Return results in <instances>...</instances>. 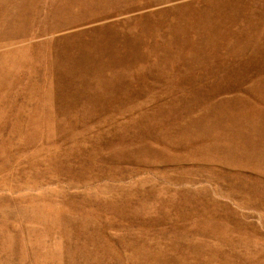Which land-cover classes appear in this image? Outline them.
<instances>
[{
  "label": "rangeland",
  "instance_id": "obj_1",
  "mask_svg": "<svg viewBox=\"0 0 264 264\" xmlns=\"http://www.w3.org/2000/svg\"><path fill=\"white\" fill-rule=\"evenodd\" d=\"M0 1V11L22 16L5 32L0 13V264H264V175L213 155L227 143L209 112L222 101L264 99L254 89L264 70L235 89L224 80L231 70L243 79V59L264 57V0H87L84 9ZM233 39L249 44L239 62L226 53Z\"/></svg>",
  "mask_w": 264,
  "mask_h": 264
},
{
  "label": "bare ground",
  "instance_id": "obj_2",
  "mask_svg": "<svg viewBox=\"0 0 264 264\" xmlns=\"http://www.w3.org/2000/svg\"><path fill=\"white\" fill-rule=\"evenodd\" d=\"M4 1V0H3ZM59 1V0H58ZM91 1V0H90ZM95 1V0H94ZM98 1H100V0H98ZM105 1V0H104ZM112 1V0H111ZM114 1H116V0H114ZM114 1H112L113 3H114ZM20 2V1H19ZM24 2V1H23ZM22 2V3H23ZM27 2V1H26ZM29 2V1H28ZM93 2V1H92ZM107 2H108V0H107ZM236 2H238L237 0H236ZM0 3H2L1 1H0ZM6 3V2H5ZM62 3V2H61ZM88 1L87 0H67V3H63L64 4V8H66V7H70V6H72V5H76V6H78V7H80L79 9H84V7H86V8H89L90 6L88 5ZM93 3H95V2H93ZM102 3V2H101ZM104 3V2H103ZM112 3V4H113ZM240 3H242V2H240ZM20 4V3H19ZM18 4V5H19ZM31 4V3H30ZM59 4V3H58ZM58 4H57V6H58ZM92 4V3H91ZM90 4V5H91ZM97 4V3H96ZM99 4V3H98ZM243 4H244V2H243ZM243 4H241L242 6H244ZM2 5V4H1ZM4 5V4H3ZM9 4H6V6H8ZM24 6L26 5V3L25 4H23ZM28 5V4H27ZM55 6H56V4H54ZM116 5V4H115ZM236 5H238V4H236ZM247 5V4H246ZM5 6V5H4ZM6 6L4 7V8H6ZM10 6V5H9ZM23 6V7H24ZM31 6V5H30ZM29 6V7H30ZM60 6V5H59ZM93 5H91V7H92ZM99 6V5H98ZM105 6V5H104ZM109 6V5H108ZM108 6H105V7H108ZM113 6V5H112ZM238 6H240V5H238ZM253 6V5H252ZM2 7V6H1ZM28 7V8H29ZM111 7V6H110ZM249 7V6H248ZM254 7V6H253ZM8 8V7H7ZM18 8H20L19 6H18ZM53 8H54V6H53ZM56 8V7H55ZM63 8V7H62ZM63 8V9H64ZM95 8V7H94ZM99 8V7H98ZM101 8V7H100ZM239 8V7H238ZM244 8H245V6H244ZM2 9V8H1ZM26 9V8H25ZM67 9V8H66ZM76 9H77V7H76ZM101 9H103V8H101ZM180 9V8H179ZM178 9V10H179ZM230 9V8H229ZM228 9V10H229ZM236 9V8H235ZM251 9V8H250ZM250 9H247V10H249L250 11ZM253 9V8H252ZM254 9H256V8H254ZM19 10H21V9H19ZM55 10V9H54ZM60 10V9H59ZM78 10V9H77ZM205 10V9H204ZM246 10V11H247ZM7 11V10H6ZM14 11V10H13ZM61 11V10H60ZM57 12L56 13V11H55V13H56V15L58 16V17H60L59 15L62 13V12ZM87 11H89V10H87ZM245 11V10H244ZM245 11V12H246ZM10 12H12V11H10ZM25 12V11H24ZM23 12V13H24ZM73 12V11H72ZM77 13H79V11H76ZM75 12V13H76ZM81 12H82V14H83V12H86V11H83V10H81ZM91 12H93V11H91ZM201 12H203V11H201ZM0 13H1V15H3L2 13H6V12H4V11H0ZM64 13V12H63ZM66 13H69V14H71V15H74L73 13H71V11H69L68 12V10L66 11ZM185 13H187V12H185ZM189 13V12H188ZM193 13V12H192ZM200 12H198V14H199ZM214 12H212V14H213ZM228 12H226V14H227ZM229 13H231V12H229ZM21 14V13H20ZM20 14L18 13V11H16V13H6V17H7V21L3 24V27L5 28V32H6V29L7 28H9L10 29V27L12 26V24L14 23V22H20V20L21 19H19L20 17H22V16H20ZM86 14V13H85ZM101 14H104V13H101ZM184 14V13H183ZM193 14H195V13H193ZM192 14V15H193ZM211 14V15H212ZM241 14H243V13H241ZM250 14H252V13H250ZM23 15V14H22ZM52 15H54V14H52ZM68 15V14H67ZM79 15V14H78ZM77 15V16H78ZM188 15V14H187ZM190 15V14H189ZM200 15V14H199ZM204 15H205V13H204ZM217 16L218 15H220V14H216ZM231 15H232V13H231ZM234 15V14H233ZM235 15H237V14H235ZM253 15V14H252ZM56 16V17H57ZM81 16V15H80ZM78 17V18H81V17ZM83 16V15H82ZM202 16V15H201ZM209 16H210V14H209ZM242 16V15H241ZM69 17V16H68ZM72 17H74V16H72ZM72 17L70 18V20H72ZM191 17V16H190ZM198 17V16H197ZM208 17V16H207ZM212 17V16H211ZM234 17V16H233ZM232 17V18H233ZM243 17H244V14H243ZM250 18H251V16H249ZM76 18V17H75ZM74 18V19H75ZM195 18V17H194ZM193 18V19H194ZM203 18V17H202ZM202 18L199 20V21H201L202 20ZM204 18H206V17H204ZM203 18V19H204ZM220 18H221V20L223 19V17H221L220 16ZM226 18V17H225ZM231 18V17H230ZM235 18V17H234ZM254 18V17H253ZM52 19H53V16H52ZM60 19H62V18H60ZM63 19H64V17H63ZM62 19V20H63ZM198 19V18H197ZM196 19V20H197ZM240 19V18H239ZM243 19V18H242ZM261 19V18H260ZM4 20H6V19H4ZM26 20V19H25ZM58 20V19H57ZM69 20V19H68ZM68 20H66V23H68L67 21ZM76 20L78 21V19L76 18ZM216 20V19H215ZM224 20V19H223ZM234 20V19H233ZM233 20H231V21H233ZM247 20V19H246ZM245 20V21H246ZM261 20H263V19H261ZM3 21V20H2ZM64 21V20H63ZM73 21V20H72ZM75 21V20H74ZM73 21V22H74ZM187 21H191V20H187ZM212 21V20H211ZM226 21H228V20H226ZM250 21V20H249ZM248 21V22H249ZM259 21V20H258ZM258 21H256L255 20V22L257 23ZM4 22V21H3ZM72 22V23H73ZM198 22V21H197ZM203 22H204V20H203ZM210 22V21H209ZM247 22V23H248ZM251 22V21H250ZM255 22H253V23H255ZM262 22V21H261ZM59 23V22H58ZM71 23V24H72ZM194 23V22H193ZM206 23V22H205ZM225 23H227V22H225ZM232 23H234V22H232ZM243 22H241V23H238V24H242ZM19 24H21V22L19 23ZM19 24H18V26H19ZM23 24H25V21H24V23H22V25ZM60 24V23H59ZM69 24V23H68ZM70 24V25H71ZM187 24H188V22H187ZM195 24V23H194ZM193 24V25H194ZM235 24V23H234ZM245 24V23H244ZM243 24V25H244ZM251 24V23H250ZM258 24V23H257ZM256 24V25H257ZM16 25V23L12 26V27H14ZM201 25H203V24H201ZM205 25H208V24H205ZM211 25V24H210ZM226 25V24H225ZM248 25H249V23H248ZM21 26V25H20ZM19 26V27H20ZM64 26H65V23H64ZM67 26V25H66ZM175 26V25H174ZM187 26V25H186ZM186 26H184V27H182V28H185ZM231 26V25H230ZM255 26V25H254ZM1 27V26H0ZM11 27V28H12ZM60 27V26H59ZM143 27H145V26H143ZM147 27V26H146ZM149 27V26H148ZM176 27V26H175ZM201 26H199V28H200ZM209 27V26H208ZM247 27V26H246ZM245 26H244V28H246ZM111 28V27H110ZM178 28V27H177ZM177 28H175V29H177ZM181 28V27H180ZM198 28V29H199ZM203 29H204V27H202ZM207 28V27H206ZM252 28V27H251ZM250 27L248 28V29H251ZM256 28V27H255ZM21 29V28H20ZM146 29V28H145ZM144 29V30H145ZM150 29V28H149ZM186 29H187V27H186ZM4 30V29H3ZM8 30V29H7ZM105 30H107V29H105ZM148 30V29H147ZM178 30V29H177ZM182 29H180V31H181ZM185 29H183L182 31H184ZM193 30V29H192ZM208 30V29H207ZM1 31V30H0ZM14 31V30H13ZM107 31H109V30H107ZM181 31V32H182ZM199 31V30H198ZM197 31V32H198ZM202 31H204L205 32V30H202ZM211 31V30H210ZM254 31V30H253ZM12 32V31H11ZM11 32H10V34L9 33H7V34H9V35H11ZM19 32H23V30L21 29V31L19 30ZM186 32V31H185ZM224 32V31H223ZM235 32V31H234ZM240 32H242V31H240ZM244 32V31H243ZM246 33H248V31H245ZM2 33H4V32H2ZM14 33H16V32H14ZM18 33V32H17ZM184 32H182V34H183ZM205 33H208V31H206ZM210 33V32H209ZM258 33H260V32H258ZM20 34V33H19ZM22 34V33H21ZM199 34V33H198ZM214 33H211V35H213ZM244 34V33H243ZM257 34V33H256ZM3 35H5V34H3ZM24 35V34H23ZM202 35H205V34H202ZM227 37H231V40H232V37L234 38L235 37V34L233 33V32H231V31H229L228 33H227ZM1 36V35H0ZM5 36H7V35H5ZM12 36V35H11ZM10 36V37H11ZM16 36V35H15ZM19 36V35H18ZM114 36V35H113ZM206 36H208V34L206 35ZM205 36V37H206ZM214 36V35H213ZM216 36V35H215ZM223 36H225V35H223ZM237 36V35H236ZM239 36H240V34H239ZM244 36H246L245 34H244ZM249 36H251V35H249ZM12 37H14V36H12ZM117 37V36H116ZM197 37V36H196ZM259 37V36H258ZM258 37H256V39L257 40H259L258 39ZM261 37V36H260ZM16 38V37H15ZM119 38V37H118ZM117 38V39H118ZM124 38H126L127 39V37H124ZM129 38V37H128ZM209 38V37H208ZM221 38V37H220ZM240 38H242V36L240 37ZM245 38V37H244ZM252 38H255V37H252ZM262 38V37H261ZM3 39V41L6 39L7 40V38H5L4 39V37L2 38ZM13 39V38H12ZM11 39V40H12ZM106 39V38H105ZM126 39H121V40H126ZM185 39V38H184ZM197 39H199V36H198V38ZM203 39H206V38H203ZM209 39H212V40H214V38H209ZM224 39V38H223ZM248 39V38H247ZM264 39V38H263ZM104 40V39H103ZM208 40V39H207ZM216 40H218L217 39V37H216ZM226 39H224V41H225ZM231 40H230V44H232L231 43ZM234 40V39H233ZM262 40V39H261ZM93 41V40H92ZM94 41H96V40H94ZM129 41H130V39H129ZM195 41V40H194ZM208 41H210V40H208ZM220 41V40H219ZM228 41V40H227ZM237 41V40H236ZM242 41V40H241ZM245 41V40H244ZM74 42H76V41H74ZM84 42H86V41H84ZM91 42V41H90ZM102 42V41H101ZM122 42V41H121ZM126 42V41H125ZM145 42V41H144ZM187 42V41H186ZM186 42H183V44H185ZM196 42V41H195ZM204 43H206L205 41H203ZM249 42V41H248ZM257 42V41H256ZM260 42V41H259ZM258 42V43H259ZM88 43V42H87ZM86 43V44H87ZM92 43V42H91ZM117 43V42H116ZM128 43V42H127ZM130 43H131V41H130ZM135 43V45H136V42H134ZM133 43V44H134ZM148 43V42H147ZM150 43V42H149ZM147 44V45H150V44ZM153 43H155V42H153ZM172 43H175V42H172ZM171 42L169 43L170 45L172 44ZM176 43H177V41H176ZM178 43H180V42H178ZM188 43V42H187ZM192 43H194L193 41H192ZM204 43H203V45H204ZM209 44H212L211 42H208ZM216 43V42H215ZM225 43H227V42H225ZM234 43H235V40H234ZM233 43V44H234ZM257 43V44H258ZM261 43V42H260ZM76 44V43H75ZM106 44V43H105ZM111 44V43H110ZM168 44V45H169ZM182 44V43H181ZM221 44V43H220ZM223 45H224V42L222 43ZM228 44V43H227ZM253 46H254V44L253 43H251ZM256 43H255V45H257ZM81 45V44H80ZM94 45V44H93ZM97 45V44H96ZM103 45V44H102ZM119 45V44H118ZM174 45V44H173ZM172 45V46H173ZM176 45V44H175ZM178 45V44H177ZM186 45H188V44H186ZM185 45V46H186ZM189 45H190V43H189ZM206 45V44H205ZM217 45V44H216ZM216 45H213V48L214 49H218V51H214L217 55H223V53L222 52H220V47H218V46H216ZM247 45H249V44H247V42L246 43H244V42H242V43H235V47L234 46H229V44H228V49H227V51H226V53L228 52L230 55H231V58L233 57L234 59H232L233 61H236L235 59H243L242 57L243 56H246L247 54H246V52H248V53H250L249 51H246V49H247ZM77 46V45H76ZM86 46H88V44L86 45ZM99 46V45H98ZM152 46H154V45H152ZM151 46V47H152ZM167 46V45H166ZM181 46V45H180ZM195 46V45H194ZM211 46V45H210ZM91 47V46H90ZM89 46H88V48H90ZM108 47V46H107ZM116 47V46H115ZM149 47V46H148ZM157 47V46H156ZM189 47V46H188ZM226 47V46H225ZM73 48V47H72ZM76 48V47H75ZM81 48V47H80ZM86 48V47H85ZM93 48V47H92ZM111 48H113V47H111ZM173 48V47H172ZM183 48V47H182ZM193 48V47H192ZM197 48H199L198 46H197ZM264 48V47H263ZM78 50H79V48H77ZM100 50H101V48H99ZM99 49H97V50H99ZM114 49V48H113ZM167 49V48H166ZM175 49V48H174ZM177 49V48H176ZM179 49L181 50V47H179ZM249 49V48H248ZM253 49V48H252ZM251 49V50H252ZM262 48H260V50H261ZM111 50V49H110ZM124 50H127V49H124ZM168 50V49H167ZM172 50V49H171ZM178 50V49H177ZM183 50V49H182ZM200 50V49H199ZM203 50H206L207 51V48H205V49H203ZM257 50H258V48H257ZM76 52H77V50H75ZM89 52V50H85V52ZM102 51V50H101ZM108 51H109V49H108ZM132 51H134V50H132ZM143 51V50H142ZM164 51V50H163ZM173 51V50H172ZM190 51H192V50H190ZM91 52V51H90ZM113 52H115V50L113 51ZM118 52V51H117ZM121 52H123V51H121ZM131 52V51H130ZM164 52H166V51H164ZM188 52V51H187ZM213 52V51H212ZM253 52H255V51H253ZM253 52H252V55H253ZM260 52H262V51H260ZM92 53H94V51H92ZM95 53H99L100 54V51L99 52H95ZM109 53V52H108ZM132 53V52H131ZM137 53V52H136ZM170 53V52H169ZM176 53H178V52H176ZM181 53V52H180ZM191 53V52H190ZM201 53H203V54H205L204 52H200V54ZM209 53H211L210 51H209ZM88 54H90V53H88ZM113 54V53H112ZM145 54V53H144ZM174 54V53H173ZM182 54V53H181ZM189 54V53H188ZM229 54L228 55H226V56H229ZM256 54V53H255ZM258 54V53H257ZM257 54H256V56H257ZM97 55V54H96ZM116 55L117 56H119L117 53H116ZM115 55V56H116ZM137 55V54H136ZM178 55V54H177ZM191 55V54H190ZM209 55V54H208ZM94 56V55H93ZM108 56H109V54H108ZM175 56H176V54H175ZM174 56V57H175ZM200 56H202L201 58H203V56L205 57V55H200ZM90 57H92V56H90ZM96 57V56H95ZM95 57H93V58H95ZM100 57V56H99ZM120 57V56H119ZM122 57V56H121ZM140 57V56H139ZM176 57H178V56H176ZM214 57H216V56H214ZM221 57V56H220ZM250 57H252V56H250ZM56 58V57H55ZM85 58V57H84ZM101 58V57H100ZM114 58H116V57H114ZM262 58V59H261ZM131 57H130V61H131ZM189 59H191V58H189ZM206 59V58H205ZM216 59V58H215ZM56 60V59H55ZM58 60V59H57ZM94 60V59H93ZM99 60V59H98ZM105 60H107L108 61V59L106 58ZM171 60V59H170ZM170 60H168V61H170ZM179 60V59H178ZM210 60V59H209ZM244 61H245V64H246V62H248L247 63V65H245V66H242V69L244 68L246 71L244 72L243 71V73H241V74H243V76L245 77H243V79H241L242 77L240 76V77H237L236 75H237V70L235 71L236 72V74H234L233 72H231L230 70V72L231 73H233V75L229 72L228 74V78L227 79H224V80H228V88H229V90H231V88H233V89H235V88H237V86H239V85H241V84H243V83H245L246 81H248V79H252V77L250 76L251 74H249V73H253V72H255V73H260V71H262V70H264V57H262V55L261 56H259V57H256L254 60H248V59H243ZM51 61V60H50ZM104 61V60H103ZM107 61H104V63H107ZM122 61V60H121ZM156 61V60H155ZM167 61V62H168ZM199 61V60H198ZM205 61H207V59L205 60ZM218 61V60H217ZM232 61V62H233ZM64 62V61H63ZM90 62V61H89ZM88 62V63H89ZM109 62V61H108ZM115 61H113V62H111V63H114ZM166 62V63H167ZM180 62V61H179ZM190 62V61H189ZM193 62V61H192ZM192 62H190V63H192ZM208 62V61H207ZM216 62V61H215ZM222 62V61H221ZM236 62H239V61H236ZM101 63H102V61H101ZM104 63L102 64L104 67H105V65H104ZM115 63H117V62H115ZM141 63V62H140ZM149 63V62H148ZM156 63V62H155ZM169 63H171V62H168L167 64H169ZM175 63H176V61H175ZM174 62L172 63V65H173V67H175L174 66V64H175ZM199 63V62H198ZM217 64H219L218 62H216ZM227 63V62H226ZM124 64V63H123ZM147 64V63H146ZM177 64V63H176ZM201 64H203V63H201ZM216 64V65H217ZM223 64H224V61H223ZM233 64V63H232ZM231 64V65H232ZM50 65H52V64H50ZM93 66H94V64H92ZM99 65V64H98ZM155 65V64H154ZM179 65V64H178ZM181 65V64H180ZM204 65V64H203ZM215 65V66H216ZM222 65V64H221ZM221 65H219V66H221ZM228 65H230V64H228ZM230 65V66H231ZM59 66V65H58ZM71 66V65H70ZM91 66V65H90ZM97 66V65H96ZM108 66H109V64H108ZM110 66H112V65H110ZM115 66V65H114ZM121 66V65H120ZM141 66V65H140ZM149 66V65H148ZM169 66V65H168ZM189 66V65H188ZM212 66V65H211ZM218 66V65H217ZM234 66V65H233ZM232 66V67H233ZM57 67V66H56ZM104 67H100V68H104ZM143 67V66H142ZM167 67V66H166ZM166 67L164 68V70L166 69ZM170 67V66H169ZM207 67V66H206ZM237 67H239V66H237ZM51 68L53 69V67L51 66ZM70 68V67H69ZM100 68H98V70L100 69ZM114 68H116V67H114ZM113 68V69H114ZM144 68V67H143ZM150 68H152V67H150ZM189 68V67H188ZM196 68V67H195ZM198 68H200V67H198ZM197 68V69H198ZM209 68V67H208ZM208 68H206V70L208 69ZM227 68H228V66H227ZM63 69V68H62ZM68 69V68H67ZM71 69V68H70ZM70 69H69V71H70ZM73 69V68H72ZM78 69V68H77ZM113 69H111V70H113ZM123 69V68H122ZM125 69V68H124ZM161 69V68H160ZM170 69V68H169ZM202 69V68H201ZM205 69V68H204ZM213 69H214V67H213ZM215 69H216V67H215ZM219 69H221V67L220 68H217L216 70L217 71H219V72H222L221 74L222 75H224L223 74V71H221V70H219ZM223 69V68H222ZM224 69H225V67H224ZM236 69V68H235ZM243 69V70H244ZM107 70H109V68H107ZM126 70V69H125ZM145 70V69H144ZM162 70V69H161ZM163 70V71H164ZM228 70V69H227ZM92 71V70H91ZM100 71V70H99ZM169 71H172V70H169ZM175 71V70H174ZM187 70L185 69V72H186ZM209 71V70H208ZM213 71V70H212ZM216 71V72H217ZM239 71V70H238ZM73 72V71H72ZM87 72V71H86ZM94 72H96V70L94 71ZM105 72V71H104ZM123 72V71H122ZM177 72V71H176ZM193 72V71H192ZM195 72V71H194ZM196 72H198L197 70H196ZM92 73V72H91ZM112 73V72H111ZM114 73V72H113ZM174 72L172 71V74H173ZM188 73H191L190 71L188 72ZM199 73V72H198ZM197 73V74H198ZM206 73V72H205ZM210 73H211V70H210ZM218 73V72H217ZM216 73V74H217ZM227 73V72H226ZM93 74V73H92ZM95 74V73H94ZM97 75H98V73H96ZM101 74H103L102 72H101ZM119 74V73H118ZM162 74V73H161ZM164 74V77H165V73H163ZM169 74H171V73H169ZM168 74V75H169ZM178 74H180V73H178ZM178 74H177V76H178ZM192 74V73H191ZM200 74H202V73H200ZM199 74V75H200ZM207 74V73H206ZM209 74V73H208ZM215 73H213V75H214ZM74 75V74H73ZM130 75V74H129ZM181 75V74H180ZM212 75V76H213ZM226 75V74H225ZM239 75V74H238ZM10 76V75H9ZM118 76V75H117ZM126 76H128V75H126ZM136 76V75H135ZM134 76V77H135ZM188 76H189V74H188ZM73 77V76H72ZM81 77H83V75H81ZM94 77V76H93ZM99 77V76H98ZM102 77V76H101ZM172 77V76H171ZM180 77V76H179ZM190 77V76H189ZM193 78H195L194 76H192ZM202 77V76H201ZM205 77V76H204ZM220 77V76H219ZM227 76H225V78H226ZM74 78V77H73ZM84 78V77H83ZM82 78V79H83ZM89 78H92V77H89ZM106 78V77H105ZM122 78V77H121ZM131 78V77H130ZM168 81L170 80L169 78H167V77H165ZM193 78H189V79H193ZM200 78V77H199ZM198 78V79H199ZM207 78V77H206ZM217 78V77H216ZM222 78V77H221ZM71 79V78H70ZM69 79V80H70ZM79 79H80V77H79ZM85 79H87V78H85ZM97 79V78H96ZM117 79V78H116ZM128 79V78H127ZM139 79V78H138ZM174 79V78H173ZM182 79V78H181ZM184 79H185V77H184ZM73 80V79H72ZM95 83L97 82L95 79H92ZM100 80H103V77H102V79H100ZM106 80V79H105ZM108 80H109V78H108ZM197 80V79H196ZM212 80V79H211ZM220 80H222V79H220ZM258 80V79H257ZM256 80V81H257ZM75 81V80H74ZM80 81V80H79ZM78 81V82H79ZM84 81H86V80H84ZM111 81V80H110ZM110 81H107V83H109ZM115 81H117V80H115ZM120 81H121V79H120ZM173 82H170V83H174V80H172ZM179 81H180V78H179ZM201 81H204V80H201ZM83 82V81H82ZM102 82V81H101ZM105 82V81H104ZM112 82H113V80H112ZM111 82V83H112ZM175 82H177V81H175ZM182 82L183 83H185V81L184 80H182ZM187 82V81H186ZM190 82V81H189ZM192 82V81H191ZM195 82V81H194ZM214 83H215V80L213 81ZM68 83H69V81H68ZM92 83V82H91ZM99 83H100V81H99ZM120 83V82H119ZM193 83V82H192ZM201 83V82H200ZM200 83H197V81H196V85L197 84H200ZM205 83V82H204ZM214 83H213V87H214ZM217 83V82H216ZM219 83V82H218ZM87 84V83H86ZM103 83H101V85H102ZM117 84V83H116ZM125 83H123L122 85H124ZM182 84V83H181ZM190 84V83H189ZM67 85V84H66ZM112 85H113V83H112ZM175 85V84H174ZM179 85V84H178ZM191 85V84H190ZM75 86V85H74ZM97 86V85H96ZM116 87H117V85H115ZM114 86V87H115ZM187 86V85H186ZM198 86V85H197ZM202 86H203V83H202ZM210 86V85H209ZM216 86V85H215ZM78 87H80V86H78ZM83 87V86H82ZM122 87H124V86H122ZM127 87V86H126ZM178 87V86H177ZM250 87V86H249ZM112 88V87H111ZM142 88H144V87H142ZM179 88V87H178ZM180 88H182V87H180ZM190 88V87H189ZM200 88V91H201V89H202V87L200 86L199 87ZM110 89V88H109ZM185 90L186 89H188V88H184ZM192 89V88H191ZM191 89H189V90H191ZM194 89H195V87H194ZM204 89V88H203ZM212 89V88H211ZM218 89V88H217ZM222 89V88H221ZM254 89H257V91H259L258 93L261 95L262 94V96H264V80H263V78L262 79H259L258 81H257V84H256V86L254 87ZM254 89H252V90H254ZM83 90V89H82ZM92 90V89H91ZM98 90H100V89H98ZM105 90H107V89H105ZM121 90V89H120ZM127 90H128V88H127ZM144 90V89H143ZM184 90V91H185ZM188 90V91H189ZM205 90V89H204ZM215 90V89H214ZM84 91H86V90H84ZM93 91H95V89L93 90ZM103 91V90H102ZM125 91V90H124ZM199 91V90H198ZM199 91V93H201V95H202V91L200 92ZM206 91V90H205ZM216 91V90H215ZM218 91V90H217ZM224 91V90H223ZM246 91H247V89H246ZM256 91V90H255ZM91 92V91H90ZM100 92V91H99ZM106 92V91H105ZM126 92V91H125ZM191 92V91H190ZM189 92V93H190ZM196 90H195V94H196ZM209 92V91H208ZM210 92H211V90H210ZM209 92V93H210ZM230 92V91H229ZM237 92H238V90H237ZM241 92V91H240ZM182 93V92H181ZM192 93H193V91H192ZM193 93V94H194ZM212 93H214V92H212ZM227 93V92H226ZM236 93V92H235ZM251 93V92H250ZM183 94V93H182ZM194 94V95H195ZM204 94V93H203ZM207 94V93H206ZM205 94V95H206ZM223 94L224 93H222L220 96H222L223 97ZM230 94V93H229ZM243 94V93H242ZM185 95H187V93H185ZM205 95H203L204 97H206V98H209V97H207V96H205ZM228 95V94H227ZM245 96H246V94H244ZM125 96V95H124ZM130 96H131V94H130ZM133 96V95H132ZM180 96H181V94H180ZM188 96H189V94H188ZM187 96V97H188ZM199 96V95H198ZM202 96V97H203ZM218 96V95H217ZM232 96V95H231ZM230 96V97H231ZM233 96H235L234 94H233ZM253 96V95H252ZM179 97V96H178ZM191 97V96H190ZM194 97H197V96H194ZM212 97V96H211ZM227 97V96H226ZM181 98V97H180ZM184 98V97H183ZM193 98V97H192ZM201 97L199 96V99H200ZM214 98V97H213ZM216 98V97H215ZM224 98V97H223ZM172 99V98H171ZM187 99V98H186ZM191 98H189V100H190ZM195 99V98H194ZM251 99V98H250ZM254 99V98H253ZM176 100V99H175ZM177 100H179V99H177ZM181 100V99H180ZM179 100V101H180ZM201 100V99H200ZM121 101V100H120ZM183 101V100H182ZM188 101V100H187ZM187 101H183L184 103H186ZM191 101V100H190ZM190 101H189V103L188 104H192V102L195 104V101L193 100L191 103H190ZM204 101V100H203ZM210 101H211V99H210ZM215 101V100H214ZM214 101H212V102H214ZM217 101V100H216ZM231 101H232V99H231ZM173 102H175V105H174V108H176V106H178L177 104H176V101H173ZM178 102V101H177ZM183 102H181V104L183 103ZM197 102V101H196ZM208 102V101H207ZM217 102H219V101H217ZM223 102V101H222ZM221 102V103H222ZM229 102V101H228ZM224 103V104H221V103H219V104H221V105H217V107H213L214 108V110H210L209 109V112L210 111H213V113L212 114H214V113H217V115H215V116H213L211 113L209 114V112H207L208 114H209V116H211V117H214L212 120H215V122H217L216 124H215V129H217V130H220V133H221V135H224V137L226 138V143L227 144H224L225 146H223V147H217V146H219V144L216 146V147H211L213 150H214V152H213V155H214V153H219V154H221V156L223 155L224 156V159L225 160H223V158H221V156H220V160L221 161H226L228 164H233V165H240V166H248V167H251L253 170H255L256 172H258V173H261V175L263 176L264 175V151H261L262 149H264V106H262V105H264V99H263V101H261V102H258V103H256V102H252V101H246V100H242L241 101V99H240V101L239 100H237V99H235L233 102H232V104H230V102L229 103ZM171 103H172V100H171ZM199 103H201L202 104V102H199ZM199 103L197 104V106L199 105ZM209 103H211V102H209ZM216 103V102H215ZM8 104V103H7ZM180 104V103H179ZM180 104V105H181ZM187 104V105H188ZM205 104V103H204ZM203 104V105H204ZM214 104V103H213ZM212 104V105H213ZM262 104V105H261ZM186 105V104H185ZM209 105V104H208ZM215 105V104H214ZM230 105H232V106H230ZM169 106V105H168ZM168 106H166L167 107V109L166 110H168V111H170V109L168 108ZM171 106H172V104H171ZM183 106V105H182ZM190 106H192V107H194L193 105H190ZM189 106V107H190ZM205 106H207V103H206V105H204L203 107H205ZM179 107V106H178ZM185 107V106H184ZM199 107V108H198ZM197 107V109H200L201 107L200 106H198ZM173 107H171V109H172ZM182 108V107H181ZM207 108H208V106H207ZM209 108H211V106L209 107ZM177 109V108H176ZM179 109V108H178ZM189 110H190V108H188ZM188 109H187V111H188ZM195 109H196V107H195ZM164 110H165V108H164ZM180 110H186V109H180ZM206 110H208V109H206ZM175 111V110H174ZM177 111H179V110H177ZM193 111H195L196 112V110H193ZM199 111V110H198ZM202 111V110H201ZM190 112L191 111H189V115H190ZM178 113V112H177ZM203 113V112H202ZM205 113V112H204ZM175 113H172V115L173 116H175L174 115ZM179 114H182L181 113V111H179V113H178V115ZM185 114H186V112H185ZM200 114V113H199ZM168 115H170V114H168ZM178 115H176V116H178ZM194 115L195 114H193L192 113V116L194 117ZM202 115V114H201ZM200 115V116H201ZM204 115V114H203ZM182 117L184 116V115H181ZM188 116V115H187ZM191 116V117H192ZM196 117H197V115H195ZM208 116V115H207ZM170 117V116H169ZM168 117V118H169ZM172 117V116H171ZM180 117V116H179ZM178 117V118H179ZM189 117V116H188ZM173 118V117H172ZM177 118V119H178ZM185 118V117H184ZM187 118V117H186ZM209 118V117H208ZM179 119H181V118H179ZM190 120H191V118H189ZM189 119H188V121H186V122H188L189 123ZM194 119V118H193ZM197 119V118H196ZM199 120H201L200 118H199ZM202 120H204V119H202ZM209 120V119H208ZM171 121H172V119H171ZM174 121H175V119H174ZM197 121V120H196ZM181 122H183L184 123V121H181ZM190 122H192V121H190ZM209 122V121H208ZM212 122V121H211ZM178 123V122H177ZM180 123V122H179ZM183 123H180V125H182ZM193 123H196V122H192V124ZM200 123V122H199ZM199 123H196V124H199ZM202 123V122H201ZM210 123V122H209ZM191 124V123H190ZM195 124V126H197L198 127V125H196ZM202 124H204V122L202 123ZM211 124V123H210ZM209 125V124H208ZM183 126H185L184 124L182 125V127ZM187 126V125H186ZM190 126V125H189ZM211 127H213L212 125H210ZM181 127V126H180ZM196 127V128H197ZM200 127H202V126H200ZM199 127V128H200ZM203 127H205V126H203ZM210 127V128H211ZM185 128V127H184ZM190 128V127H189ZM188 128V129H189ZM198 128V129H199ZM212 129V128H211ZM213 129H214V127H213ZM180 130V129H179ZM190 130H192L191 128H190ZM204 130H206V129H204ZM182 131V130H181ZM186 131V130H185ZM188 131V130H187ZM193 131V130H192ZM195 131V130H194ZM193 131V132H194ZM215 131V130H214ZM183 132V131H182ZM197 132H199L198 130H197ZM196 132V133H197ZM216 132H218V131H216ZM202 133V132H201ZM207 133V132H206ZM212 133L214 134V132L212 131ZM187 134V133H186ZM211 134V133H210ZM219 134V133H218ZM217 134V135H218ZM181 135V134H180ZM184 135V134H183ZM189 135H190V133H189ZM191 135H193V134H191ZM190 135V136H191ZM216 135V136H217ZM189 136V137H190ZM195 136V135H194ZM200 136H202V135H200ZM214 136V135H213ZM216 136H214V139L215 138H217ZM211 137V136H210ZM219 137V136H218ZM186 138H187V136H186ZM196 138H197V136H196ZM203 138V137H202ZM205 138H206V136H205ZM204 138V139H205ZM220 138V137H219ZM193 139H195V138H193ZM192 139V140H193ZM213 139V138H212ZM213 139V140H214ZM195 140H197V139H195ZM206 140V139H205ZM205 140H202V142L203 141H205ZM208 140H210V138L208 139ZM213 140H211V141H213ZM222 140V139H221ZM220 140V141H221ZM186 141V140H185ZM217 141V140H216ZM188 142V141H187ZM199 142V141H198ZM223 142V141H222ZM207 143V142H206ZM212 143H214V141L212 142ZM218 143V142H217ZM219 143H221V142H219ZM194 144V143H193ZM201 144V143H200ZM200 144H198V145H200ZM203 144V143H202ZM210 144V143H209ZM211 145V144H210ZM213 145V144H212ZM215 145V144H214ZM221 145V144H220ZM197 146V145H196ZM201 147H202V145H201ZM205 147V152H206V148H210V147H208V143H207V146H203L202 148H204ZM199 148V147H198ZM198 148L196 149V150H198ZM203 150V149H202ZM201 151V150H200ZM208 151V150H207ZM203 152V151H202ZM210 152V151H209ZM208 152V153H209ZM212 152V151H211ZM263 152V153H262ZM199 153V152H198ZM197 154V153H196ZM212 154V153H211ZM199 155V154H198ZM212 155V156H213ZM206 156V155H205ZM200 157H202V156H200ZM204 157V156H203ZM210 159H211V157L210 156H208ZM214 157V156H213ZM205 158V157H204ZM203 158V159H204ZM215 158V157H214ZM213 159V158H212ZM205 160H206V158H205ZM218 160H219V157H218ZM215 161V160H214ZM225 162V163H226ZM221 163V162H220ZM224 163V162H223ZM264 198V197H263Z\"/></svg>",
  "mask_w": 264,
  "mask_h": 264
}]
</instances>
